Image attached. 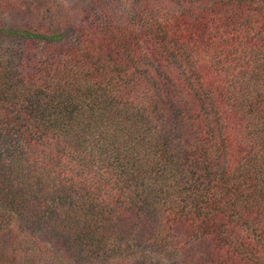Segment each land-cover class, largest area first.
Returning <instances> with one entry per match:
<instances>
[{
    "label": "trees",
    "instance_id": "16d2710c",
    "mask_svg": "<svg viewBox=\"0 0 264 264\" xmlns=\"http://www.w3.org/2000/svg\"><path fill=\"white\" fill-rule=\"evenodd\" d=\"M0 264H264V0H0Z\"/></svg>",
    "mask_w": 264,
    "mask_h": 264
},
{
    "label": "rangeland",
    "instance_id": "374dc122",
    "mask_svg": "<svg viewBox=\"0 0 264 264\" xmlns=\"http://www.w3.org/2000/svg\"><path fill=\"white\" fill-rule=\"evenodd\" d=\"M57 1L59 3H61V4H70V5H73V4H76L80 0H57Z\"/></svg>",
    "mask_w": 264,
    "mask_h": 264
}]
</instances>
